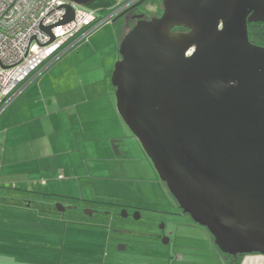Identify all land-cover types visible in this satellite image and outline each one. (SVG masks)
Returning a JSON list of instances; mask_svg holds the SVG:
<instances>
[{
  "label": "water",
  "instance_id": "95a60500",
  "mask_svg": "<svg viewBox=\"0 0 264 264\" xmlns=\"http://www.w3.org/2000/svg\"><path fill=\"white\" fill-rule=\"evenodd\" d=\"M164 9L138 18L120 44L112 74L118 112L220 252L234 262L264 255V47L248 33V24L264 22V0H165Z\"/></svg>",
  "mask_w": 264,
  "mask_h": 264
},
{
  "label": "crops",
  "instance_id": "0c3cea01",
  "mask_svg": "<svg viewBox=\"0 0 264 264\" xmlns=\"http://www.w3.org/2000/svg\"><path fill=\"white\" fill-rule=\"evenodd\" d=\"M100 41L90 38L60 58L0 117V200L4 205L20 203L25 210L32 206L34 215L38 211L47 216L46 225H60L68 206L77 211L80 203H98L91 196V186H98L94 182L114 187L127 163L149 164L144 150L139 160L134 159L138 140L117 108L112 74L120 59L119 34L108 43ZM131 181L140 180L131 176ZM58 203L66 209L56 210ZM19 221L15 215L0 217V264H57L53 252L43 255V247L34 240L12 244L17 235L7 227ZM25 243L29 246L23 248ZM223 264H264V255L239 256L236 262L226 257Z\"/></svg>",
  "mask_w": 264,
  "mask_h": 264
},
{
  "label": "rangeland",
  "instance_id": "374dc122",
  "mask_svg": "<svg viewBox=\"0 0 264 264\" xmlns=\"http://www.w3.org/2000/svg\"><path fill=\"white\" fill-rule=\"evenodd\" d=\"M108 15L101 12L99 21ZM127 30L124 20L120 18L103 24L90 38L108 43L114 35L119 34L122 42ZM109 46L111 44H108V49ZM137 143L139 147L133 148L132 152L134 159L139 160L144 152ZM148 162L144 166L138 161L127 163V171L122 170L117 179L119 182L115 183L117 186L94 182L98 186H91V196H96L98 203H80L82 205L77 211L70 210L68 206L60 225H46L49 223L47 216H41L38 211L34 215L32 206L25 210L17 205L20 203L4 205L0 200V217L15 215L20 220L18 224L7 227L12 230L10 234L17 235L11 238L12 244L20 245L16 240H34L43 247V255L47 253L48 257L49 251L53 252L57 264H121L131 257L136 260L141 257L150 259L153 264H157L156 259L159 258L169 262L175 259L177 264L225 263L227 256L219 251L210 233L183 213L166 184L158 178L151 162ZM131 176L138 177L140 181L129 182ZM86 205L90 208L83 209ZM91 206L96 209L93 215L89 214ZM122 206H128L130 212L138 209L139 219L136 220L134 214L130 219L124 215V219L119 217L117 211ZM1 238L2 235L0 244ZM165 238L169 239L168 244L164 243ZM27 246L29 244L25 243L22 247ZM122 246H125L124 251H120ZM24 250L18 249L17 252Z\"/></svg>",
  "mask_w": 264,
  "mask_h": 264
},
{
  "label": "built area",
  "instance_id": "2783aa9c",
  "mask_svg": "<svg viewBox=\"0 0 264 264\" xmlns=\"http://www.w3.org/2000/svg\"><path fill=\"white\" fill-rule=\"evenodd\" d=\"M121 2L99 21V10L68 0H0V117L51 65L115 20ZM68 5L74 9L70 22Z\"/></svg>",
  "mask_w": 264,
  "mask_h": 264
},
{
  "label": "flooded vegetation",
  "instance_id": "af4514ba",
  "mask_svg": "<svg viewBox=\"0 0 264 264\" xmlns=\"http://www.w3.org/2000/svg\"><path fill=\"white\" fill-rule=\"evenodd\" d=\"M164 1L165 0H127L126 3L128 4L126 7L123 8V10L116 16L115 19L122 18L125 23V27L130 30L132 26L141 18V19H147L150 20L152 18L160 17L164 13ZM125 3V4H126ZM124 4V5H125ZM123 13V17L121 16ZM139 18V19H138ZM127 30V31H128ZM174 31H185L182 28H175ZM124 209H120L118 212L119 217L123 218L122 211ZM137 212L136 210L133 212H130L129 209H127V217L131 218L132 214H135ZM134 216V215H133Z\"/></svg>",
  "mask_w": 264,
  "mask_h": 264
},
{
  "label": "trees",
  "instance_id": "16d2710c",
  "mask_svg": "<svg viewBox=\"0 0 264 264\" xmlns=\"http://www.w3.org/2000/svg\"><path fill=\"white\" fill-rule=\"evenodd\" d=\"M116 1H106V0H101L97 1L96 3L92 4L90 6L91 9L94 10H99L100 13H108L110 9L115 5ZM248 33H249V39L250 42H252L255 45L264 47V22L262 23H250L248 24ZM1 189V187H0ZM227 258L231 260L232 257L226 255ZM177 264L175 259L173 261H167L166 260H160L156 259V263L159 264ZM121 264H153L150 259H146L141 257L140 260L133 259L132 257L128 260H125L124 262H121Z\"/></svg>",
  "mask_w": 264,
  "mask_h": 264
}]
</instances>
